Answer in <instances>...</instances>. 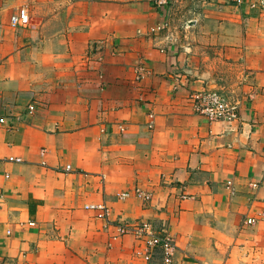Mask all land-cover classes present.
<instances>
[{
	"label": "crops",
	"instance_id": "1",
	"mask_svg": "<svg viewBox=\"0 0 264 264\" xmlns=\"http://www.w3.org/2000/svg\"><path fill=\"white\" fill-rule=\"evenodd\" d=\"M0 121V264H264V0H0Z\"/></svg>",
	"mask_w": 264,
	"mask_h": 264
},
{
	"label": "built area",
	"instance_id": "2",
	"mask_svg": "<svg viewBox=\"0 0 264 264\" xmlns=\"http://www.w3.org/2000/svg\"><path fill=\"white\" fill-rule=\"evenodd\" d=\"M28 14L25 9H19L18 12L10 19L12 27H27L28 26ZM164 27V26H163ZM161 25H158L151 31L152 34L161 32ZM137 79H144L149 74V70L144 63H140L137 68ZM193 101V107L195 112L205 118L208 122H226L233 123L239 119V112L241 109V103L239 100L231 99L218 92L207 90L193 94L191 97ZM30 108V107H29ZM32 111V108L29 109ZM3 123V121H0ZM10 162H19V160L9 159ZM69 170V167H67ZM231 184L228 183V186ZM128 194L124 193L121 198L127 197ZM86 209L100 211L102 217L108 218L109 209L104 204L90 205ZM247 223L251 225L252 219H248ZM117 236L131 234L137 240L143 241L146 247L145 256H143L146 262L151 260V256L158 249L161 252V264H175L174 256L176 252V246L174 238L166 232L157 233L153 230L152 226L148 223H143L136 228L121 227L117 230ZM117 236L113 237L116 238Z\"/></svg>",
	"mask_w": 264,
	"mask_h": 264
},
{
	"label": "rangeland",
	"instance_id": "3",
	"mask_svg": "<svg viewBox=\"0 0 264 264\" xmlns=\"http://www.w3.org/2000/svg\"><path fill=\"white\" fill-rule=\"evenodd\" d=\"M147 76H148V75H147ZM147 76H146V77H147ZM144 79H145V78H144ZM142 80H143V79H137V81H142ZM192 102H193V101L191 100V104H192ZM192 105H193V104H192Z\"/></svg>",
	"mask_w": 264,
	"mask_h": 264
}]
</instances>
